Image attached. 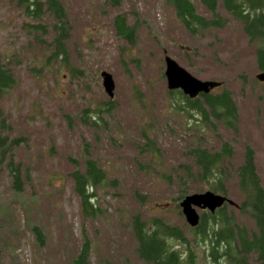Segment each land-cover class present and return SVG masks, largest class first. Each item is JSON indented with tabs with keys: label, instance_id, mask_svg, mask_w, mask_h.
<instances>
[{
	"label": "rangeland",
	"instance_id": "1",
	"mask_svg": "<svg viewBox=\"0 0 264 264\" xmlns=\"http://www.w3.org/2000/svg\"><path fill=\"white\" fill-rule=\"evenodd\" d=\"M191 1L199 14L210 17L198 0ZM60 2L66 64L57 51L52 17L31 19L15 0H0V54L17 78L1 106L10 137H21L11 155L22 176L16 191L8 159L0 162V264H74L85 240L90 243L85 264H146L135 251L136 215L148 224L161 218L181 227L189 241L176 248L183 256L193 251L195 264H213L179 214L183 197L176 199L184 189L186 195L209 189L189 181L188 189L201 191H188L167 176L180 173L178 164L195 171L187 148L199 145L213 152L225 142L233 152L223 163L228 197L235 203L242 199L235 170L247 146L255 152L264 188V82L255 78V46L221 5L227 25L192 36L163 0ZM116 16L135 28L132 43L118 35ZM166 56L197 79L221 83L212 94L230 91L238 113L234 128L214 118L205 124L197 112L189 116L170 105ZM102 71L113 78L112 99L102 86ZM110 101L108 111L99 105ZM145 135L155 154L143 150ZM86 159L96 161L107 177L93 189L99 214L92 218L82 216L70 175L83 171ZM237 222L253 229L247 215ZM33 226L40 228L43 243ZM248 264H255L253 257Z\"/></svg>",
	"mask_w": 264,
	"mask_h": 264
},
{
	"label": "trees",
	"instance_id": "2",
	"mask_svg": "<svg viewBox=\"0 0 264 264\" xmlns=\"http://www.w3.org/2000/svg\"><path fill=\"white\" fill-rule=\"evenodd\" d=\"M198 1L210 13V17L199 14L191 0H163L164 4L172 9L183 29L192 36L227 25L229 19L219 12L221 5L231 20L241 24L249 43L255 46V67L259 73L264 72V0ZM15 2L26 17L41 19L42 16L47 15L53 18L52 28L56 32L57 51L64 56L62 60L66 64L67 53L63 48L66 35L65 15L60 0H15ZM114 24L118 35L132 43L135 28L126 25L125 17L116 16ZM16 86L17 78L0 54V162L8 159L6 167L12 176L14 188L16 191H21L20 165L15 164L11 155L12 150L19 146L21 137H10L11 126L7 123L1 106L4 96ZM211 92L201 94L194 99L188 98L180 90H168L167 93L172 102L170 105H173L175 110L184 111L189 116L192 111L197 112L202 116L205 124L206 120L210 121V118H214L227 128H234L238 113L230 91L223 89L220 93ZM112 103L99 102V105L105 108L104 111H108ZM144 137L148 148L143 150L155 154L157 150L153 143L146 135ZM187 149L195 171L184 162L185 164L176 165L180 169V173L174 170L177 178L174 177L173 172V177L171 174L167 176L168 180L172 182V178L177 179L180 186L195 192L201 191V188L188 189V185L200 183L204 188L228 197L229 188L225 184L228 179L224 177L226 166L223 163L233 156L231 147L224 142L219 150L213 152L199 145ZM254 157V150L247 146L243 161L235 170L237 191L242 196L239 203H235L234 206L225 203L213 214L207 210H199L198 225L188 227L192 241L197 245L206 246L213 264H248L250 257H253L255 264H264V188L255 167ZM70 175L73 179L74 192L80 200L82 216L96 217L99 208L95 204L96 193L93 189L107 181L106 173L96 161L86 159L84 170L76 169ZM186 194L188 192L184 189L181 196L176 199L180 200ZM179 214H182L181 210ZM243 215L251 218L253 229L238 224L237 217ZM132 230L137 242L135 251L144 263L195 264L196 256L193 251L187 249V253L183 256V253L176 248L177 243L185 245L189 241L181 227L166 223L161 218H151L148 224L140 215H136L132 221ZM32 231L37 241L43 243L44 238L40 228L33 226ZM89 251L90 243L85 240L74 264H85Z\"/></svg>",
	"mask_w": 264,
	"mask_h": 264
},
{
	"label": "water",
	"instance_id": "3",
	"mask_svg": "<svg viewBox=\"0 0 264 264\" xmlns=\"http://www.w3.org/2000/svg\"><path fill=\"white\" fill-rule=\"evenodd\" d=\"M164 62V76L169 91L180 90L188 98L194 99L201 94H209L212 90L220 86V83L216 81L197 79L168 56L164 58ZM100 75L102 77L104 91L112 99L114 96L113 78L106 71H102ZM255 78L260 82H264V72L258 73ZM225 203L231 206L235 205V202L229 197L208 190L186 195L179 203V207L181 208V213L186 223L190 227H195L198 225L200 218L197 210H207L213 214Z\"/></svg>",
	"mask_w": 264,
	"mask_h": 264
}]
</instances>
